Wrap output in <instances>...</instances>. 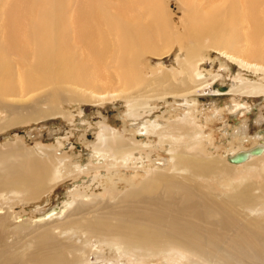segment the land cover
<instances>
[{
	"label": "bare ground",
	"instance_id": "bare-ground-1",
	"mask_svg": "<svg viewBox=\"0 0 264 264\" xmlns=\"http://www.w3.org/2000/svg\"><path fill=\"white\" fill-rule=\"evenodd\" d=\"M181 1L184 4L182 27L171 28L164 17L168 13L160 0H0V99L49 88L51 91L43 99L41 96L32 102V113L44 117L47 114L38 112L42 102L50 105L49 111L67 101L84 102L76 90H69L71 96L67 95V100L61 92L64 88H60L64 86L91 88L92 103L107 99L125 100L122 95H97L96 92L104 91V87L94 85L93 81L101 77L107 64H114L117 69L107 71L113 74L112 86L118 84L120 88L116 93L124 95L144 83L143 78L140 79L141 60L146 54L156 55L153 48L157 42L179 51L176 68L168 71H172L175 78L184 75L180 80L181 91H187L181 92L176 85L175 94H169L173 98L186 100L187 95H195L209 86L203 79L207 74L200 70L204 62L201 58L198 60L200 50L206 46L227 50L218 53L243 71L264 72V0ZM240 44L243 50L239 52L236 47ZM75 45L82 50L81 55L74 52ZM20 64L22 67L18 73ZM212 80L215 82L216 77ZM241 85L244 86V82ZM261 85L264 83L254 86L253 91L258 93ZM112 86L106 85V88ZM233 92H236L234 87L227 95L232 96L231 99L240 98L241 94L235 96ZM131 103L128 104L127 119H137L140 104L137 101ZM7 110L10 108H0V113ZM224 111L240 117L249 111V107L239 100H232L224 106ZM12 120L10 126L25 122L16 114ZM80 124L86 129L84 123ZM195 125L192 118L183 115L181 122L167 128L164 134L182 133L186 135L185 145L191 146L188 130ZM146 126L158 131L162 124L150 121ZM99 141L91 148L89 161H74L69 172L50 154L36 150L35 155H29L12 144L7 146L0 155V197L18 196L20 198L16 200L24 205L46 203L50 200L51 190L62 182L65 175L71 174L73 189L66 199L44 215L29 220V224L54 223L70 212L87 214L89 210L84 208L95 198L93 194H84L85 186L94 183L98 177L100 180L108 178L104 176L109 174L106 170L126 163V157L134 151L119 137L108 135L107 131L100 134ZM55 143L59 145L60 140ZM140 144L149 148L144 141ZM256 149L259 153H254ZM239 153L247 159L239 164L230 163L229 159ZM223 157L225 165L234 169L251 162L259 164L244 175L231 179L228 186L232 193L219 201L199 194L196 190L203 185L196 182L186 193L178 181L171 184L169 181H155L156 177L148 178L120 199L127 201L125 205H116V196H112L113 203L95 208L96 216L90 219L78 216L60 227H46L21 250L8 239L29 227L26 223L19 225L22 221H18V216L10 210L2 212L0 208V264H89L82 253H76L75 244L59 242L54 236V230L61 231V228L62 231L75 229L97 240L127 262H146L154 257H161L169 264L264 261V175L259 183L253 177L256 171L264 174V141ZM172 159L173 167L189 172L192 179L213 174L224 176L216 173L218 164L215 159L197 164L195 160L182 157L179 151L176 157L169 158ZM139 161L140 165L148 163L142 157ZM103 169L104 172H100ZM95 183L99 184V180ZM158 183L172 193L167 201L151 197L157 193L155 185ZM118 184L123 186L124 181ZM179 191L189 202L185 211L180 208ZM152 207L153 210L149 209Z\"/></svg>",
	"mask_w": 264,
	"mask_h": 264
},
{
	"label": "rangeland",
	"instance_id": "rangeland-1",
	"mask_svg": "<svg viewBox=\"0 0 264 264\" xmlns=\"http://www.w3.org/2000/svg\"><path fill=\"white\" fill-rule=\"evenodd\" d=\"M160 1L168 13L164 17L170 23L171 28H181L184 11L183 2L181 0ZM75 49V53L82 54L79 46H76ZM153 49L157 52L156 55L146 54L141 60L140 79L143 78L144 83L134 86L124 95L116 93L120 88L118 84L112 86L113 74H109L107 71L108 69L111 71V68L117 69L114 64H107L102 69L101 77L93 81L94 85L104 87V91H95L97 95L107 93L116 96L122 95L125 100L113 99L109 101L107 99V101L92 103L93 99L89 95L91 88L78 87V89L72 86H64L60 88H64L61 92L67 97V100L69 99L68 96H71L68 92L76 90L75 92H78L84 102L67 101L52 111L48 110L50 105L47 102H42L38 112L47 114L44 117L32 113L34 108L32 102L41 96L43 99L51 91V89L48 90L49 88L29 94L18 93L0 99L1 109L3 107L10 108V110L0 113V155L11 144L29 155H35L36 150H40L41 154L47 153L53 159H58L63 165L62 168L66 167L68 169L66 172H69L71 166L75 164L74 161H81L82 163L89 161L91 148L100 143V134L105 131L108 132V135L113 134V136L119 137L125 144L127 143L130 148L134 149L132 154L126 157V163H120V167L110 168V171L106 170L109 174L104 176H108V178L104 179L103 177L100 180L98 177L96 179L99 180V184L95 183L97 180L94 179V183L85 186L84 194H93L94 197H92L95 198L90 202L91 204L88 203L85 206L84 209L89 210L87 214L74 215L70 212L64 216V219L62 216L61 219L54 220V223L40 224L38 222L39 224H37V222H31L29 224V220L44 215L50 208L57 207L66 199L65 196L73 189L71 187L73 182L71 174L65 175L62 182L51 190L50 200L46 203L24 205L16 200L20 198L18 196L0 197L2 212L10 210L12 214L19 217L18 221H22L19 225L26 223L29 227V231L24 230L18 236L9 238V243H15L17 248L21 250L36 239L46 227H60L70 219L78 218V216L90 219L96 216L94 211L97 206L101 204L110 205L114 202L111 201L112 196H116V205H125L127 201H120V199H123L126 192L138 188L139 183L148 178L156 177L155 181H169L171 184H176L178 181L179 185L186 189L183 190L186 193L194 188L196 182L203 185L196 190L199 194L207 198H216V201H219L223 196L232 193L228 186L231 179L244 175L246 171H251L253 167L258 166L259 163L251 162L250 165L241 168H230L225 165L223 156L233 151L250 148L264 141V86L261 85L258 93L253 91L254 86L264 83V72L255 74L250 71H243L218 53L227 50L206 46L200 50L198 60L201 58L204 62L200 70L207 74V77H203V79H206L205 83L209 86L198 91L195 95H187L186 100L178 97L173 98L170 96L173 94L170 93L175 94L176 85L179 86L180 91L183 89L180 80L184 75L181 74L175 78L172 71H168L170 68H176L179 51L165 46L162 42H157ZM236 49L239 52L242 51L243 45H238ZM244 60L247 61V59ZM21 67L22 64L18 66V73H20ZM215 77L216 80L213 82L212 79ZM242 82H244V86L241 85ZM106 85L112 87L108 89ZM233 87L236 89V92H233L234 95L241 94L240 98L231 99L232 96L227 95L228 90L230 91ZM185 91L187 90L181 92ZM216 94H226L227 96ZM232 100H239V103L243 102L249 107V111L240 117L229 115L224 111V106ZM131 101H137L140 104L136 111L137 119L134 117L127 119L128 104H132ZM14 114L25 122L10 126L13 123ZM183 115L192 118L196 123L195 128L188 130V136L192 141L191 146L185 145L186 135L182 133H175L172 136H165L164 134L167 128L181 122ZM149 120L162 124L161 129L158 131H153V128L149 129L146 126L147 123H150ZM80 123H84L86 129H83ZM57 139L60 140L61 146L60 143L56 145L55 140ZM141 141L149 144V148H143L140 144ZM178 151L182 153V157L189 161L195 160L197 164L205 163L208 160H217L218 169L216 173L224 176L213 174L207 178L197 176V178L192 179L189 172L178 171L173 167L174 159L169 160L170 157H176ZM137 156L142 157L148 163L140 165ZM100 172H104V169ZM254 173L253 177L259 183L264 174L258 171ZM121 181H124L123 186H118V182ZM155 186H157L155 190L157 193L151 197L158 201H167L172 193L166 189L165 185L158 183ZM177 196L180 200L181 210L185 211L189 202L183 199L181 191L177 193ZM198 201L199 199L196 202ZM92 207L94 208L92 209ZM159 208L160 206L155 208V214ZM149 209L153 210L154 208ZM74 231L77 232L75 229L62 231L61 228V231L54 230V236L59 242L68 243L67 241H70L75 244L76 253H82L84 260L87 259L89 264H169L161 257H154L146 262H134L132 260L127 262L125 258L112 254L111 250L96 242L97 240L88 238L80 232H77L76 235ZM28 233L30 234L27 235ZM31 247L34 245L31 244ZM263 262L253 261L248 264H263Z\"/></svg>",
	"mask_w": 264,
	"mask_h": 264
},
{
	"label": "water",
	"instance_id": "water-1",
	"mask_svg": "<svg viewBox=\"0 0 264 264\" xmlns=\"http://www.w3.org/2000/svg\"><path fill=\"white\" fill-rule=\"evenodd\" d=\"M254 153H259V150L256 149V151H254ZM246 156L242 155L241 153L236 154L235 156H233L231 159H229L230 163L233 164H239L242 163L246 160Z\"/></svg>",
	"mask_w": 264,
	"mask_h": 264
}]
</instances>
